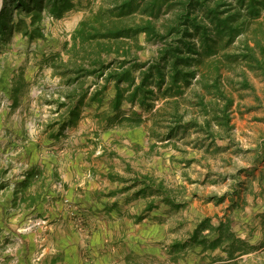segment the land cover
Instances as JSON below:
<instances>
[{
    "label": "rangeland",
    "instance_id": "obj_1",
    "mask_svg": "<svg viewBox=\"0 0 264 264\" xmlns=\"http://www.w3.org/2000/svg\"><path fill=\"white\" fill-rule=\"evenodd\" d=\"M112 1L75 0L76 8L63 18L46 17L42 21L43 39L30 41L14 32L8 43H0V185L7 186L0 192V264H18L22 257L27 264H40L48 254L44 238L47 230L62 220L55 214L62 212L61 207L46 200L50 186L42 187L44 176L38 173H44L53 163L64 168L66 172L60 174L73 179L74 193H80L93 208L88 213V208L72 206L66 195L62 198V225H72L82 232L89 225L97 227L102 221L112 224L118 219L127 225H139L135 213L153 197H135L143 177L172 190L182 207L174 210L157 202L158 207L143 217L151 222L150 236L136 245L138 250H148L149 255L138 263L264 264V173L262 181L259 179L260 172H264V74L260 71L246 72L249 90L226 87L234 100L232 142L195 143L201 136L192 132L186 139L162 141L149 132L153 113L161 102H155L151 112H142L144 123L140 128H118L112 123L114 112L109 106L113 84L108 85L100 104L88 105V94L79 117L64 124L56 136L59 125L68 118L67 107L60 106L66 102L65 95L74 87L77 92L80 87H89L90 93L95 88L93 78L67 85L65 80L71 74H61L72 70L74 61H87L93 55L90 51L94 47L80 48L71 35L81 20L101 7L107 8ZM157 45L140 35L131 53L142 64L156 55ZM102 57L106 64L123 59L113 53ZM235 74L227 73L232 78ZM99 83L104 84L103 80ZM134 109L137 107L125 103L119 115L128 116ZM75 159L78 166H70ZM33 166L38 169L33 171L30 186L23 189L20 184ZM81 181L83 184H79ZM88 182L99 184L100 190H90ZM40 186L46 194L34 211L30 205L34 203L28 199ZM57 188L67 191L61 185ZM116 207L120 212L108 215ZM200 218H209L214 227L229 221L231 233L247 243L248 253L236 251L234 259H229L223 248L211 250L192 244L184 251H171L173 242H187ZM34 232H39V238L31 245L27 234ZM214 237L215 232L206 239ZM30 246L35 250L28 258Z\"/></svg>",
    "mask_w": 264,
    "mask_h": 264
},
{
    "label": "trees",
    "instance_id": "obj_2",
    "mask_svg": "<svg viewBox=\"0 0 264 264\" xmlns=\"http://www.w3.org/2000/svg\"><path fill=\"white\" fill-rule=\"evenodd\" d=\"M75 8V0H2L0 43H8L14 32L30 41L43 39L40 25L46 17L61 19ZM263 12L264 0H113L107 8H99L81 20L71 35L80 48L94 47L90 51L93 55L87 61H74L72 70L61 73L71 74L65 80L67 85L93 78L95 88L90 93L89 87H80V92L74 87L65 95L66 102L60 106L67 107L68 118L59 125L56 136L64 124L79 117L88 94V105L100 104L108 85L113 84L109 106L114 112L111 122L118 128H140L144 123L142 112H151L155 102H161L153 113L149 132L162 141L186 139L192 132L201 136L195 143L232 142L234 100L226 87L249 90L246 72L264 74ZM140 35L147 42L159 44L156 55L142 64L131 53ZM112 53L123 59L106 64L102 56ZM229 72L236 73L234 78L227 75ZM101 80L103 85H99ZM125 103L137 109L120 116ZM263 173L260 172L261 181ZM33 175L28 172L20 187L25 189ZM139 184L135 197L153 196L147 210L157 202L175 209L182 207L172 190L162 183L143 177ZM5 187L0 185V190ZM204 232H215L216 237L208 240ZM187 242H173L171 251H184L192 244L211 250L223 248L229 259H234L236 251L248 253L247 243L231 233L229 221L214 227L209 218H204Z\"/></svg>",
    "mask_w": 264,
    "mask_h": 264
},
{
    "label": "crops",
    "instance_id": "obj_3",
    "mask_svg": "<svg viewBox=\"0 0 264 264\" xmlns=\"http://www.w3.org/2000/svg\"><path fill=\"white\" fill-rule=\"evenodd\" d=\"M77 164V160L75 159L74 162L70 164V166H78ZM31 168L32 172H35L38 169L37 167V169H35L34 166ZM61 171H65L64 168L53 163L50 165V168L46 167L44 171L45 175L43 172L38 173L40 177L44 176L42 187L48 185L50 186V189L46 194V192L43 191V188L40 186V190L36 193V195L32 196L34 195V193H32V197L28 199L30 203H34L30 204L32 205L31 210L36 211L34 208H39V205L41 206V204H38V201H42L44 194H46V200H51L50 203L52 205L61 207V211L59 210V213L62 212L61 215L55 214L57 218L62 219L60 220L59 224L52 225L46 232L44 241L48 254L44 256V259L40 264H143V262H138L140 259L142 260L143 257H148V250L145 252L143 249L138 250V246L136 244L143 242V240L150 236V226L148 223L151 222L148 221V217L147 219H142L147 213L155 210L158 205L155 204L152 209L147 210L146 207L149 203V199H147L146 204L141 209V211L135 213L137 214L135 219L139 225H135L133 223H129V225H127L125 222L123 223L120 219H118L112 224L102 221L101 225H98L97 227L94 224L89 225L88 229L84 230L83 232L72 225H62L63 219H65V207L62 204V198L64 195L68 197L72 206L76 205L77 207L88 208V213H90L89 209L93 210V208H91L86 203L84 197L80 196V193H74V190H76V185L71 183L73 179L67 180L65 178L66 176L60 174ZM80 176L81 175L78 174L76 176L77 179H79ZM76 183L78 182L76 181ZM30 184L28 186H30ZM79 184H83V181L79 182ZM88 184L90 190H95L96 192L100 190L99 184H96L95 182H88ZM60 185L63 186L64 189L67 188V191L64 192L63 190L58 189L57 187ZM2 191L4 190H1L0 192ZM21 199L26 200L22 197ZM132 207H130L131 211L133 210ZM172 209L175 210V208ZM105 210H108V208ZM111 210L112 211H110L108 215H111L112 212H120V209L117 207ZM53 216L54 215H52V218L54 219ZM111 216L113 217V215ZM202 219L203 218L198 219L195 223V226ZM194 227L192 228V231ZM38 234L39 232H34L28 233V236L26 235L27 237H31V243L29 242L31 245H34V242H37V239L39 238ZM26 236L24 237V240ZM29 248L31 249L27 254L28 258L32 254L33 250H35L32 248V246ZM133 258L138 259L132 261ZM22 259L19 260L18 264H27V261H22ZM28 264L31 263L28 262Z\"/></svg>",
    "mask_w": 264,
    "mask_h": 264
}]
</instances>
